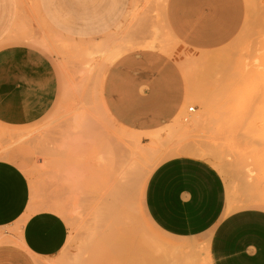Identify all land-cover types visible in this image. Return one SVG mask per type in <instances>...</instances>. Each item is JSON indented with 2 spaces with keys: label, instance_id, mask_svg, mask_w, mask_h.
Returning a JSON list of instances; mask_svg holds the SVG:
<instances>
[{
  "label": "crops",
  "instance_id": "obj_1",
  "mask_svg": "<svg viewBox=\"0 0 264 264\" xmlns=\"http://www.w3.org/2000/svg\"><path fill=\"white\" fill-rule=\"evenodd\" d=\"M35 1L45 24L71 49L109 42L102 43L108 47L101 51L100 108L113 128L139 137L169 125L191 97L206 95L199 92L201 83L214 81L218 65L228 63L223 50L247 14V0ZM18 6V0H0V128L7 135L48 128L47 117L64 102L54 58L25 43H5ZM106 48L123 51L106 60ZM70 154L76 166L94 160L91 146L80 156L76 148ZM31 196L18 164L0 159V230L11 239L0 242V264H48L67 242V225L56 213L25 217ZM141 206L162 239L149 256L153 260L141 253L145 264H189L192 256L199 264H264V209H227L223 178L203 159L182 155L156 166L144 183Z\"/></svg>",
  "mask_w": 264,
  "mask_h": 264
},
{
  "label": "rangeland",
  "instance_id": "obj_2",
  "mask_svg": "<svg viewBox=\"0 0 264 264\" xmlns=\"http://www.w3.org/2000/svg\"><path fill=\"white\" fill-rule=\"evenodd\" d=\"M18 4L14 32L5 43H25L53 57L61 76L60 99L64 102L47 117L52 121L48 128L9 131L8 135L0 128L4 132L0 159L11 160L23 170L31 183L37 207L57 205L66 214L57 215L67 225V242L57 258L48 264H145L141 253L153 254V248L156 251L162 240L141 206V188L150 163L140 159L135 160L139 164L133 161L138 165L128 175L132 183L129 191L121 193L113 187L120 165L131 156L123 150L125 142L116 131H111L100 108L98 92L105 62L103 52L92 54L97 48L91 49L95 42L82 44L80 49H69L67 38L42 23L35 0H18ZM247 11V28L241 29L223 50L228 63L218 65L214 81L206 79L201 83L199 92L206 91V95L191 97L177 115V121L188 130L184 128L185 132L175 137L180 140L176 147L171 146L173 148L158 157L160 164L171 157L187 155L181 153V146L200 148L201 152L187 156L203 159L217 169L226 185L229 210L264 209V180H260L264 178V167H260V158L259 163L254 160L264 155V0L247 1ZM16 33L21 38H16ZM82 99L93 107L91 119H85L88 106ZM187 107H195L197 111L188 113ZM175 121L176 117L170 124ZM81 130L106 133L95 137V140L102 139V143L95 142L91 146L95 154L93 162L78 160L77 168L70 159V152L77 144L72 134ZM161 132L164 135L165 130ZM138 139L141 146L149 141L145 136ZM102 152L107 154L106 163L99 160ZM243 153L248 159L249 155H254V159H251L253 156L250 159L258 166L251 176L239 161L240 155L245 156ZM260 168L259 174L257 169ZM96 209L105 211L98 214ZM125 212L128 219L123 215ZM129 219H134L135 225H130ZM13 231L16 232L15 227ZM3 234L1 229L0 235L4 237Z\"/></svg>",
  "mask_w": 264,
  "mask_h": 264
},
{
  "label": "bare ground",
  "instance_id": "obj_3",
  "mask_svg": "<svg viewBox=\"0 0 264 264\" xmlns=\"http://www.w3.org/2000/svg\"><path fill=\"white\" fill-rule=\"evenodd\" d=\"M248 1V3H249V0H247ZM247 15H248V11H247V14H246V19H247ZM38 16H39V14H38ZM39 19H40V21H41V18L39 17ZM247 21V20H246ZM246 21H244V24H243V27H242V29H246L247 28V26H248V24L246 23ZM44 25H47V24H45V22H42ZM249 23V22H248ZM46 27H48V26H46ZM22 28V27H21ZM20 28V29H21ZM49 28V27H48ZM19 29V30H20ZM22 30V29H21ZM18 31V30H17ZM22 33H24V31L22 32ZM26 33V32H25ZM17 34V36H15L16 38L18 37H20V36H18V34L19 33H16ZM20 35V34H19ZM27 35H28V33H27ZM26 35V36H27ZM26 36H24V38L26 37ZM21 38V37H20ZM27 38V37H26ZM25 38V39H26ZM31 38V37H30ZM28 39V38H27ZM35 39H38V38H35ZM43 39H45V38H42V40ZM39 40V39H38ZM65 40V39H64ZM106 41V40H105ZM105 41H101V44H100V41L99 42H97V44L95 45L97 48L96 49H94L95 48V46L93 47V48H91L93 51H92V54H94L95 52H98V51H102V49H103V45H102V43L103 44H108L107 43V41H106V43H105ZM127 42V41H126ZM38 43V42H37ZM71 43V42H70ZM69 43V44H70ZM111 43V42H110ZM129 43V42H128ZM72 44H73V42H72ZM113 44V43H112ZM114 44H115V42H114ZM123 44V43H122ZM76 45V44H75ZM106 45H104L105 47H108V46H106ZM118 45H120V44H118ZM66 46V45H65ZM65 46H62V47H65ZM74 46V45H73ZM99 47V48H98ZM105 47H104V51H105ZM116 47V46H115ZM66 48V47H65ZM64 48V49H65ZM72 48V47H71ZM76 48H78L77 46H76ZM83 48V47H82ZM86 48V47H85ZM113 48V47H112ZM69 49H70V47H69ZM78 49H80V47L78 48ZM87 49V51H91V50H88V48H86ZM85 49V50H86ZM123 51V49H107L106 48V60H113V59H115L121 52ZM221 51V50H220ZM84 52V51H83ZM88 52V53H89ZM72 53V52H71ZM77 54V53H76ZM81 55V54H80ZM91 55V53L88 55V56H90ZM105 55V54H104ZM216 55V54H215ZM81 56H84V54L83 55H81ZM85 56H87V55H85ZM104 59V60H105ZM95 76H97V74L95 75ZM94 76V77H95ZM100 76V75H99ZM83 77V76H82ZM81 78V77H80ZM89 78V77H88ZM96 78H98V77H96ZM99 80V79H98ZM97 80V81H98ZM82 81V80H81ZM84 82V81H83ZM82 82V83H83ZM94 82V83H93ZM77 83V82H76ZM79 83V82H78ZM92 83H93V85L94 84H96V82L95 81H92ZM101 83H102V81H101ZM80 84V83H79ZM98 84V83H97ZM84 85V84H83ZM87 85V84H86ZM92 85V86H93ZM101 85V84H100ZM76 86V85H75ZM79 87H81V85L79 86ZM85 87V86H84ZM87 87V86H86ZM97 86H94V88H96ZM71 88H72V86H71ZM72 89H74V88H72ZM83 89V88H82ZM78 90H79V88H78ZM76 91H77V88H76ZM79 93V92H78ZM82 100H84V99H82ZM84 101H86V100H84ZM103 107V106H102ZM88 108H90V107H87L86 109L87 110H89ZM189 107H187V109H188ZM103 110V112H104V114L107 116V112H106V110L105 109H102ZM93 110L90 108V110L89 111H86L87 112V114L85 115V119H91V117H92V112ZM178 117L176 116V121H175V123H172V124H169V125H167L165 128H162V129H159V130H157V131H155V132H153V133H147V134H145L146 135V137L148 138V143L146 144V145H144V146H141V143H139V135L136 133V132H132V131H129V130H121V132L119 131V130H117L116 128H114L113 129V127H112V120H110L109 119V124L111 125L110 126V129H111V131H113V132H115L116 134H118L119 136H120V138H121V140L122 141H124L125 142V146H123V150H127V152L126 153H128V154H130V158L128 157V159H126V161H125V163L124 164H122V165H120V170L117 172L118 174H117V178H116V182L117 183H114L113 184V187L116 189V191H118V192H123V191H129V189L132 187V183H131V181L129 180V179H127L128 178V175L129 174H131V173H133V170H134V166H136V165H138L139 163L138 162H136L135 160H138V159H140L141 161H144V162H149L150 164L148 165V170L149 171H147V177H148V175L150 174V172L156 167V166H158L159 165V162H160V160H158V157L159 156H161V154H163L164 153V151L166 150V149H169V148H173V147H171V146H175L176 147V145L177 144H179V142H180V140L179 139H175V137L177 136V135H179V134H181V132H183L185 129L184 128H186L185 127V125H183V124H181V123H179L178 121ZM86 121V120H85ZM196 122L197 121H195V124H196ZM198 123V122H197ZM82 125V124H81ZM162 130H165V133H164V135L162 134ZM186 130H188L187 128H186ZM102 131V130H101ZM100 132V130H97V132H91V131H86V130H81V132L79 131V133L78 132H76L75 134H72V135H74V139H76L77 140V144H75V145H73V148L75 149H77V152L79 153L78 154V156H80L81 154H82V152L83 151H85L86 152V148H89L90 146H92V144H94L95 142L96 143H102V139H99V140H95V137L97 136V135H103V134H105L106 133V131H102L101 133H99ZM185 132V131H184ZM126 133V134H125ZM3 134H4V132H0V142H1V140H3ZM25 137V136H24ZM98 137V136H97ZM19 139V138H18ZM178 142V143H177ZM75 146V147H74ZM128 146H129V148L131 149V150H129V148H128ZM127 147V148H126ZM133 147V148H132ZM174 147V148H175ZM122 148H119V151L120 152H122V150H121ZM118 150V149H117ZM181 153H183V154H187V155H195V154H197V153H199V152H201V150H200V148H195V147H190L189 145H184V146H181ZM113 151V152H112ZM112 151H108L109 153L110 152H112V153H114V149L112 150ZM94 154V153H93ZM244 154V153H243ZM107 154H106V152H102L101 153V155L99 156V160L101 161V163H102V161H103V163L105 162L106 163V159H107V156H106ZM114 155V154H113ZM112 155V158L114 157ZM245 156H243V155H240L239 157L238 156H236V158L238 159L239 158V161L241 160L242 161V163H243V166H244V171L246 172V174L248 175V176H251L250 174H252L253 173V171H256L255 169L256 168H258V166H257V164L255 163V162H257L256 160H258V158H260L261 159V166L260 167H264V155H260V157L258 156V157H255V158H257V159H254V155H249V159H250V156H253L251 159H254L255 160V162L253 161V160H249L248 159V155L246 156V154H244ZM243 156V157H242ZM93 157H95V154L93 155ZM97 157V156H96ZM125 158H127L126 156H125ZM236 159V160H237ZM133 161H135L136 163H138V164H136V163H134ZM259 161L260 160H258V163H259ZM111 165V164H110ZM223 169H225L224 167H222ZM258 170V173H259V171L261 170L262 171V168H260V169H257ZM242 171V170H241ZM264 172V170L262 171V173ZM260 174V173H259ZM264 174V173H263ZM262 182H263V180H264V178H262V179H260ZM143 186H144V184L142 185V188H141V190H143ZM142 193V192H141ZM112 207H113V205H112ZM38 211H49V212H53V213H56V214H60V215H63V216H66V214H65V212H64V210L61 208V207H59V206H57V205H49V206H40V207H37L36 205H35V202H34V199H33V195H32V197H31V201H30V203H29V206H28V208H27V213H26V215H25V217H28L30 214H32V213H35V212H38ZM104 211H105V209H96V212L98 213V214H103L104 213ZM120 214V212L118 213V215ZM125 214H126V212L123 214L124 216H125ZM130 214V213H129ZM121 215V214H120ZM131 215V214H130ZM133 215V214H132ZM131 215V216H132ZM126 218H127V216H125ZM129 218H131L130 216H128ZM134 217V216H133ZM126 218H125V220H126ZM128 219V218H127ZM130 221H131V223H130V225H133L134 224V219H129ZM128 222V221H127ZM23 224V219H21V220H19L18 221V223L16 224V226H15V230L16 231H19V228H20V226ZM135 225V224H134ZM126 226H127V224H126ZM128 227V226H127ZM0 241H11V239L10 238H7V237H3V236H1L0 235ZM17 242V241H16ZM150 254L151 253H148L147 252V255L145 254V256H147V258L149 259V256H150ZM184 255V260L185 259H187V257H186V255L187 254H183ZM190 255H192V254H190ZM201 255V254H200ZM153 255H151V257H152ZM183 257V256H182ZM201 257V256H200ZM192 258H193V256L191 257V262H189V264H197L196 262L198 261V264H199V259L195 262L194 260H196V258H193V260H192ZM152 258H150L149 260H151ZM153 260V259H152ZM201 264H207L206 263V261H203V262H201Z\"/></svg>",
  "mask_w": 264,
  "mask_h": 264
},
{
  "label": "built area",
  "instance_id": "obj_4",
  "mask_svg": "<svg viewBox=\"0 0 264 264\" xmlns=\"http://www.w3.org/2000/svg\"><path fill=\"white\" fill-rule=\"evenodd\" d=\"M194 109H195V107H189V108L187 109V112H188V113H193V112H194Z\"/></svg>",
  "mask_w": 264,
  "mask_h": 264
}]
</instances>
